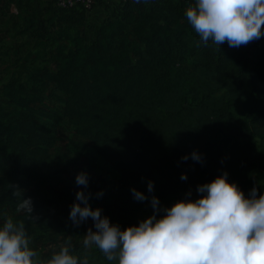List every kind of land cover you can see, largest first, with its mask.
<instances>
[{"label": "trees", "instance_id": "trees-1", "mask_svg": "<svg viewBox=\"0 0 264 264\" xmlns=\"http://www.w3.org/2000/svg\"><path fill=\"white\" fill-rule=\"evenodd\" d=\"M15 3L32 46L0 86V224L23 221L38 241L55 232L54 215L70 213L83 186L44 175L62 133L67 155L85 161L92 150L119 173L111 187L87 192L122 228L152 196L172 206L225 171L246 196L253 187L264 194V37L205 44L185 14L195 0H126L100 22L80 5Z\"/></svg>", "mask_w": 264, "mask_h": 264}, {"label": "clouds", "instance_id": "clouds-1", "mask_svg": "<svg viewBox=\"0 0 264 264\" xmlns=\"http://www.w3.org/2000/svg\"><path fill=\"white\" fill-rule=\"evenodd\" d=\"M185 14L205 44L211 40L239 47L264 37V0H195ZM190 155L202 161L198 151ZM181 159L186 161L189 155ZM228 176L225 171L198 185V198L191 199L189 192L171 207H161L159 197L152 196L153 214L122 228L102 215L101 208H92L89 174L81 171L76 184L83 187L76 193L69 218L76 225L91 218L96 231L90 227L84 235L85 248L94 245L115 264H264V194L258 195L253 187L246 196ZM187 178L186 173L181 175L182 180ZM153 190L154 182L149 181L148 191ZM131 191L136 200L148 199L136 188ZM19 208L31 217L30 198H23ZM0 264H88V259L74 255L66 245L40 261L23 221L9 216L0 224Z\"/></svg>", "mask_w": 264, "mask_h": 264}, {"label": "rangeland", "instance_id": "rangeland-1", "mask_svg": "<svg viewBox=\"0 0 264 264\" xmlns=\"http://www.w3.org/2000/svg\"><path fill=\"white\" fill-rule=\"evenodd\" d=\"M47 5V2L44 1ZM119 4L118 1L99 0L89 13L91 22H100L109 14V8ZM0 86L4 84L13 74L17 61L31 50L32 42L28 35H22L23 26L19 19L22 11L15 3V0H0ZM242 119L244 116H241ZM244 120V119H243ZM64 130L66 128L64 127ZM69 145V139L62 133L57 143V148L53 153V157L44 171L47 180L45 183L62 180L64 185L71 184V178L76 179V176L81 171H86L89 174V184H101L106 187L114 185L119 177V173L104 161L99 155L92 150H88L83 155L85 161L79 158H73L67 155L69 152L66 147ZM94 186V185H93ZM191 199H196L200 194L192 189ZM188 192V193H189ZM186 196L183 198L185 199ZM171 207V206H161ZM154 209L149 206L143 207L139 212L135 225L143 219H146L153 214ZM163 213H161L162 215ZM57 225L55 232H50L49 235L41 237L38 241H30V247L38 253L40 261L50 259L52 255L64 246H69L70 251L81 259L87 257L88 264H109L102 260L99 255L103 253L94 245L88 248L84 246V238L91 227L96 231L92 219H87L76 225L70 218L68 213H57L53 217ZM64 238L68 239L67 241ZM111 264H115L112 262Z\"/></svg>", "mask_w": 264, "mask_h": 264}, {"label": "built area", "instance_id": "built-area-1", "mask_svg": "<svg viewBox=\"0 0 264 264\" xmlns=\"http://www.w3.org/2000/svg\"><path fill=\"white\" fill-rule=\"evenodd\" d=\"M53 2L57 7L61 9H71L77 5L84 7L85 9L91 11L97 0H49ZM120 2H125L126 0H113Z\"/></svg>", "mask_w": 264, "mask_h": 264}]
</instances>
